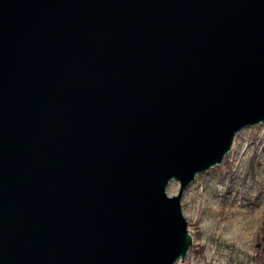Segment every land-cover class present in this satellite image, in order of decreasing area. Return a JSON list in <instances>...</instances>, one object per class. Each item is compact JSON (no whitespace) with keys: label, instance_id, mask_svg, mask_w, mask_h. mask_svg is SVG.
Instances as JSON below:
<instances>
[{"label":"water","instance_id":"95a60500","mask_svg":"<svg viewBox=\"0 0 264 264\" xmlns=\"http://www.w3.org/2000/svg\"><path fill=\"white\" fill-rule=\"evenodd\" d=\"M263 122L264 0H0V264L184 260V192Z\"/></svg>","mask_w":264,"mask_h":264},{"label":"rangeland","instance_id":"374dc122","mask_svg":"<svg viewBox=\"0 0 264 264\" xmlns=\"http://www.w3.org/2000/svg\"><path fill=\"white\" fill-rule=\"evenodd\" d=\"M173 181L170 196L178 194ZM193 245L176 264H264V122L238 133L222 163L182 198Z\"/></svg>","mask_w":264,"mask_h":264}]
</instances>
